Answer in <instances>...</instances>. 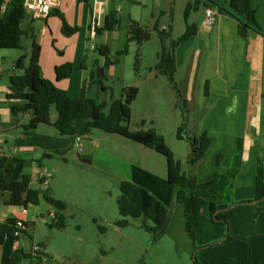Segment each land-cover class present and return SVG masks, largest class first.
<instances>
[{
  "label": "crops",
  "instance_id": "obj_1",
  "mask_svg": "<svg viewBox=\"0 0 264 264\" xmlns=\"http://www.w3.org/2000/svg\"><path fill=\"white\" fill-rule=\"evenodd\" d=\"M214 1L227 10L230 8L231 0ZM188 2L182 0L183 16ZM112 3L113 0H110L107 15L111 10H116ZM175 4L176 0H171L170 11H160V15L167 20L159 28L170 31L172 38L175 36L172 9ZM210 8L216 13L210 26L206 24V7L190 15L188 23L195 24L198 31L175 50V83L186 105V133L193 137L207 135L211 145L195 167L189 165L191 148L185 163H182V159L178 161L182 172L196 175L202 184L203 198L212 196L216 188L219 205L245 204L236 207V216L227 227L213 224L208 217L207 207L203 206L201 221L196 230L197 245L203 247L212 242L224 241L210 249L198 251L197 258L199 264H224L228 259H232L235 264H247L246 241L251 250V262L264 264V200L256 201L258 168L261 165L264 169V0H251V18L248 27L244 26L242 30L228 13L221 12L216 6ZM60 16L64 17L65 22ZM132 21L142 25L140 20L130 18L129 28ZM23 26L28 34L26 37H37L41 46L39 64L44 77L65 89L72 98L80 97L83 86L91 79L92 71L105 63L96 47L107 45L113 54L120 51L112 49L117 44L109 43L108 39L110 33L116 31L106 32L100 37L91 35V4L81 0H63L60 8L46 20H36L28 13ZM63 26L70 33H61ZM186 27L185 22V29L175 36L176 39L185 33ZM22 56L29 57L17 54L12 64L0 62V159L19 157L26 160L24 173L30 176L31 187L41 192V200L37 206L23 208L9 204L10 193L0 192V222L14 220L27 225L25 233L22 232L18 239L9 236L0 244V264H11L10 258L17 249L34 254L35 248L41 247V244L45 245L41 247L43 252L51 254L49 241L45 244L44 239L38 236L39 222L49 225L52 223L51 217L55 215L44 196L65 202L68 209L67 201L61 199L57 191L60 186L59 165L56 167L57 164L51 163L60 159L67 162L71 155H75V151L83 162L92 163L95 149L102 145L94 133L91 138L83 140L90 139L91 145L82 141V151H79L75 137H62L54 126L40 125L35 130L25 131L31 115H15L11 109L12 104L23 106L24 101L11 102L7 98L10 77L22 74L16 68ZM157 63L145 77L144 89L143 85L136 82H123V89H139L138 98L132 106L129 129L132 132L153 131L165 143L166 136H172L174 129L176 139L182 142L177 138V131L183 123V111L180 122L168 112L160 120L155 119L156 115L137 116L136 105L143 95L151 102L152 110L160 108L163 102L168 104L170 111L173 105L180 108L177 92L168 78L158 74L155 69ZM66 64L73 65L72 74L69 79L57 83L56 68ZM46 72H50L49 75ZM103 94L107 96L108 91H103L99 81L87 89V95L96 101L98 97L103 100ZM113 98L117 99L111 92L110 101L98 102L110 104ZM57 119L58 116H54L52 121ZM148 120L151 121V127H145ZM131 126H134L133 130ZM110 135L118 136L117 151L112 150L116 155L110 154L116 159L114 168L120 172L117 178L120 182L127 180L141 187L144 212L149 207V195L155 196L160 204L170 206L173 196L168 181L167 158L125 137ZM169 150L175 159L174 147H169ZM35 185H41L40 189L35 188ZM143 217L149 219L146 215ZM149 220L153 223L149 227H155L158 223L157 219ZM165 234L179 246L185 247L191 257L195 254L193 242L185 229L184 205L175 203L171 223ZM52 235L53 232H48L47 240ZM228 238L231 241H226Z\"/></svg>",
  "mask_w": 264,
  "mask_h": 264
},
{
  "label": "trees",
  "instance_id": "obj_2",
  "mask_svg": "<svg viewBox=\"0 0 264 264\" xmlns=\"http://www.w3.org/2000/svg\"><path fill=\"white\" fill-rule=\"evenodd\" d=\"M81 1L91 4V0ZM3 2L4 0H0V53L5 49H21L22 38L28 35L23 26L28 18V12L24 7V0H13L4 13L1 12ZM213 6L218 7L221 12H226L232 16L238 22L240 30L244 26L248 27L247 25L251 18V0H231L228 10L214 0H189L184 13L187 27L181 37L173 39L170 31L161 30L159 26H155L154 28L161 41V50L158 54V63L155 69L159 75L168 78L173 89L177 92L179 107L183 111V123L178 128L177 138L182 141L187 140L191 144L189 158V165L191 167H195L204 157L211 145V139L207 135L193 137L188 136L186 133V105L175 83L177 69L175 50L181 43L189 41L197 34V26L188 23L190 15L201 8ZM60 17L65 22L64 17ZM121 21L119 13L116 10H111L105 19L104 26L97 30L96 35L100 37L106 32L118 30ZM31 38V56H22L16 63V68L24 71V73L10 77L7 94V98L11 102L24 101L23 106L12 104L11 109L15 115H24L26 113L31 115L28 125L25 126L26 132L35 130L40 125H50L54 126L62 137H75L79 135L83 138H89L94 130H101L107 134L120 135L153 149L167 158L168 181L172 188V196L176 199L177 203L184 205L185 229L193 244L196 242V230L201 221L202 209L207 202L209 203L211 222L225 227L228 226L229 221L236 216L235 209L239 204L219 205L216 188H214L212 196L208 199L203 198L202 184L198 182L196 175L182 172L181 163L173 158L172 153L161 136L153 131L142 130L132 132L129 129L132 118V106L139 95L137 87L124 88L121 98H113L110 104L98 102L87 95L88 87L96 81L101 83L104 92L109 91L104 84V81L108 79L107 72L110 67L121 63V59L129 53L128 46L113 54L109 46L99 45L97 51L104 58V65L96 71H92L91 79L83 86L80 97L72 98L65 89L60 88L55 82L44 77L39 64L41 46L37 41V37L32 36ZM150 39L151 30L148 27L134 21L131 22L129 42H137L139 46H143ZM140 56L141 53L138 51L135 65L137 73L141 63ZM72 71V64L57 67V83L69 79ZM53 106L56 107L58 112V119L55 122L52 121L51 117ZM107 109L109 110L108 112H106ZM26 165V160L19 157H3L0 159V192L10 193L9 204L23 208L37 206L41 200V192L31 187V178L24 173ZM44 199L52 206L55 212V218L49 224V227L56 230L66 229L68 225L67 216L65 215L67 210L66 203L50 196H44ZM263 200L264 169L260 165L256 181V201L262 202ZM247 203L249 204L250 202ZM243 204L245 202L240 203V205ZM117 206L119 215L122 218L139 219L146 215L149 219H157L158 223L155 227L146 226L153 235L157 234L162 228L170 207L160 204L155 196L149 195V207L144 212L141 187L127 180L120 183V195L117 198ZM17 223L14 220L0 222V244H3L9 236L18 239L15 237L16 232L19 231ZM115 224L119 228H126L129 222L122 219ZM23 225L21 231L25 233L27 225L25 223ZM99 229L105 232L104 227L99 226ZM226 241H231V238H228ZM245 243L247 248V264H253L251 262L250 247L246 241ZM44 246L41 244L42 248ZM41 247H39L41 252H37L36 254H27L22 250H15L10 258V263L50 264L48 262V255L43 252ZM212 247V245H209L199 250L195 247L196 253L193 256L195 263L199 264L197 260L198 251L207 250ZM224 264L235 263L232 259H228Z\"/></svg>",
  "mask_w": 264,
  "mask_h": 264
},
{
  "label": "rangeland",
  "instance_id": "obj_3",
  "mask_svg": "<svg viewBox=\"0 0 264 264\" xmlns=\"http://www.w3.org/2000/svg\"><path fill=\"white\" fill-rule=\"evenodd\" d=\"M170 2L171 0H113L112 6L118 10L122 21L119 29L110 33L109 43L117 44L112 47L114 50H123L128 46L129 53L121 59L120 64L109 69L108 79L104 81L105 86L109 89L108 94L107 96L103 94V100L98 97V101H110L111 92L117 99H120L123 86L128 83L136 82L143 85L144 89V79L149 70L154 68L161 50V41L154 28L157 23L161 27L166 22L167 18L161 16L160 11L169 12L172 7ZM172 9L174 34L177 36L185 29L182 0H176ZM130 18L136 21L140 20L143 26L151 30V39L143 46H139L137 42H129ZM63 31L64 26L61 33H64ZM175 36L173 39H176ZM138 51L141 53V63L137 73L135 65ZM1 53L0 62L9 64L13 63L17 54H26L30 57L32 38L24 36L21 49L3 50ZM17 71L24 73L22 70ZM46 73L49 75L50 72ZM45 78L47 77L45 76ZM150 103L145 95L140 98L136 105L138 117L156 115L155 119L160 120L161 116L168 112V114H173V118H177L179 122L182 121V110L177 106L173 105L170 111L168 104L163 102L160 108L152 110ZM108 111L107 109L106 112ZM54 116H58V112L53 106L51 117ZM150 122L148 120L145 127H151ZM133 127L131 126L132 130ZM140 127H142V123H140ZM175 132L176 130L173 129L172 136H166V145L168 148L174 147L175 159L177 161L182 159V163H185L191 144L186 140L178 141ZM93 133L95 137L100 138L102 145L95 149L92 163L83 162L76 151L75 155H71L67 162L60 159V161L55 160L51 163L52 165L57 164L56 167L59 165L60 168V186L57 187V191L61 199H65L68 204V209L65 212L68 225L64 230H56L51 229L46 223L39 222L38 236L44 239L45 244H48L49 241L51 249V254H47L48 262L50 264H196L193 259L194 255L191 257L185 247L179 246L166 234L155 238L146 228V226H153L149 219L145 217L122 218L119 215L117 198L120 195L121 182L117 175L120 172L114 168L116 159L110 156V154L116 155L112 150L117 151L118 136L107 134L101 130H94ZM91 137L92 135L89 138ZM83 142L91 145L89 140ZM84 153H80L81 156H85ZM120 170L123 171L124 168H120ZM40 187L41 185H35L37 189ZM237 204L240 203L235 205ZM204 207H207L210 219L209 203H206ZM122 219L129 222L126 228H119L115 224ZM47 221L49 222L48 216ZM31 226L33 227L34 224ZM99 226L104 227L105 232H102ZM48 232H53V235L48 238L49 240L46 238ZM223 241L212 242L206 246L214 247ZM193 245L198 250L206 247H199L197 242Z\"/></svg>",
  "mask_w": 264,
  "mask_h": 264
},
{
  "label": "built area",
  "instance_id": "obj_4",
  "mask_svg": "<svg viewBox=\"0 0 264 264\" xmlns=\"http://www.w3.org/2000/svg\"><path fill=\"white\" fill-rule=\"evenodd\" d=\"M13 0H4L1 12L4 13L8 6ZM63 0H24V7L28 13L36 20H46L54 11L58 10L62 4ZM110 0H91V27L90 32L92 36H96V32L99 28H102L105 24V19L107 17V8L109 7ZM206 13V24L212 25L215 20V10L212 8H207ZM75 140L78 144L79 151H82L81 143L84 140L83 137L77 135ZM55 215L51 217L53 220ZM17 226L19 231L16 232L15 237L19 238L22 234L23 223L18 222ZM41 252L39 247L35 248L34 254Z\"/></svg>",
  "mask_w": 264,
  "mask_h": 264
},
{
  "label": "water",
  "instance_id": "obj_5",
  "mask_svg": "<svg viewBox=\"0 0 264 264\" xmlns=\"http://www.w3.org/2000/svg\"><path fill=\"white\" fill-rule=\"evenodd\" d=\"M65 31L68 32L67 28H64L63 32H65ZM68 33H70V32H68ZM96 49H98V47H96ZM87 140H90V139H87ZM175 203H176V199L173 198L172 203H171V205L169 207V212H168V215L166 217V220H165L162 228L160 229V231L157 234L154 235L155 238L161 237L162 235H164L167 232V230L169 228V225L171 223L173 211H174V208H175Z\"/></svg>",
  "mask_w": 264,
  "mask_h": 264
}]
</instances>
